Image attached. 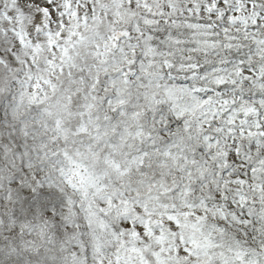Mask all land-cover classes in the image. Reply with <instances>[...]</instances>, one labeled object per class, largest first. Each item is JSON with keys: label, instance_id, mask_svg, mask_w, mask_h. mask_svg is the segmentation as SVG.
I'll return each instance as SVG.
<instances>
[{"label": "snow or ice", "instance_id": "snow-or-ice-1", "mask_svg": "<svg viewBox=\"0 0 264 264\" xmlns=\"http://www.w3.org/2000/svg\"><path fill=\"white\" fill-rule=\"evenodd\" d=\"M0 264H264V0H0Z\"/></svg>", "mask_w": 264, "mask_h": 264}]
</instances>
